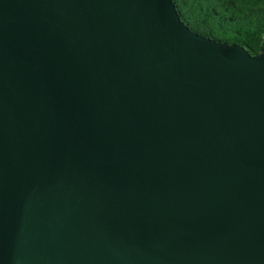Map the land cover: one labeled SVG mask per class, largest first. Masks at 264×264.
Returning a JSON list of instances; mask_svg holds the SVG:
<instances>
[{
  "label": "water",
  "instance_id": "obj_1",
  "mask_svg": "<svg viewBox=\"0 0 264 264\" xmlns=\"http://www.w3.org/2000/svg\"><path fill=\"white\" fill-rule=\"evenodd\" d=\"M0 264H264V43L0 0Z\"/></svg>",
  "mask_w": 264,
  "mask_h": 264
},
{
  "label": "trees",
  "instance_id": "obj_2",
  "mask_svg": "<svg viewBox=\"0 0 264 264\" xmlns=\"http://www.w3.org/2000/svg\"><path fill=\"white\" fill-rule=\"evenodd\" d=\"M192 32L216 42L236 44L250 56L264 43V0H172Z\"/></svg>",
  "mask_w": 264,
  "mask_h": 264
}]
</instances>
